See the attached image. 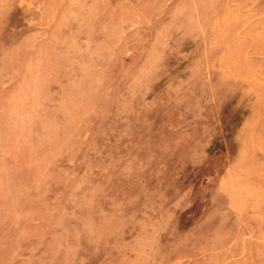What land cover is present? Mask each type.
<instances>
[{"label":"rangeland","instance_id":"rangeland-1","mask_svg":"<svg viewBox=\"0 0 264 264\" xmlns=\"http://www.w3.org/2000/svg\"><path fill=\"white\" fill-rule=\"evenodd\" d=\"M0 264H264V0H0Z\"/></svg>","mask_w":264,"mask_h":264}]
</instances>
